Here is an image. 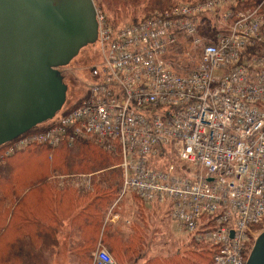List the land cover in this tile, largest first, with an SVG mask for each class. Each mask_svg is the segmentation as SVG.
Listing matches in <instances>:
<instances>
[{
    "label": "built area",
    "instance_id": "1",
    "mask_svg": "<svg viewBox=\"0 0 264 264\" xmlns=\"http://www.w3.org/2000/svg\"><path fill=\"white\" fill-rule=\"evenodd\" d=\"M246 2L182 4L123 27L97 8L102 57L83 103L6 144V156L86 138L115 143L122 195L169 202L179 230L215 249L212 264H246L264 231V1ZM180 38L186 54L198 53L185 74L168 62ZM168 154L189 169L155 167ZM93 264L117 262L100 244Z\"/></svg>",
    "mask_w": 264,
    "mask_h": 264
},
{
    "label": "trees",
    "instance_id": "2",
    "mask_svg": "<svg viewBox=\"0 0 264 264\" xmlns=\"http://www.w3.org/2000/svg\"><path fill=\"white\" fill-rule=\"evenodd\" d=\"M202 1L94 0L100 10L106 7L118 14L131 11L143 15L132 18L129 24H138L182 4ZM263 1L247 0L243 8H256ZM108 21L117 27L115 21ZM81 104L82 101L66 111ZM46 128L38 126L29 133ZM5 150L6 145L0 147V264H50L49 256L58 246V235L67 219L72 220V230L80 233L81 245L74 251L82 263L91 260L100 239L117 264L131 263L139 256L145 225L132 222L128 233L122 222L105 225L109 209L122 192L119 153L96 143L95 138L81 139L73 146L31 147L12 156H6ZM79 175L87 176L79 180ZM132 196L136 204L130 209L137 208L143 214L145 204L136 194ZM124 205L122 199L115 212H121ZM190 247L184 255L152 257L142 264H212L213 247L195 242Z\"/></svg>",
    "mask_w": 264,
    "mask_h": 264
},
{
    "label": "water",
    "instance_id": "3",
    "mask_svg": "<svg viewBox=\"0 0 264 264\" xmlns=\"http://www.w3.org/2000/svg\"><path fill=\"white\" fill-rule=\"evenodd\" d=\"M97 39L94 0H0V147L63 110L59 69ZM246 264H264V231Z\"/></svg>",
    "mask_w": 264,
    "mask_h": 264
},
{
    "label": "rangeland",
    "instance_id": "4",
    "mask_svg": "<svg viewBox=\"0 0 264 264\" xmlns=\"http://www.w3.org/2000/svg\"><path fill=\"white\" fill-rule=\"evenodd\" d=\"M145 7L146 6H144V8ZM101 11L107 16L110 21H115L117 27H123L124 25L132 23V18L134 17L143 16L140 14L134 15L131 11L126 14H118L115 11L112 12L106 7L103 8V10L101 9ZM161 14H163V12ZM211 24L212 23H210V25ZM208 30H210L211 32L214 31L211 26L208 27ZM182 40L183 39L180 38L179 41L181 42ZM185 43V41H182L181 45ZM186 49V46L183 45L180 48L171 51L168 57V62L172 69L180 74H185L187 72V69L189 70L193 68V64L198 61L197 51L189 48V51L191 52L188 55L185 52ZM101 57L102 56L100 55L98 46L94 44L82 49L79 55L75 59H73V61L70 62L68 66L59 69L63 78V82L67 87L66 103L63 110H67L72 106L77 105L81 101L83 103L87 90L94 82L91 71L95 67V65L100 62ZM46 126H48V123L46 124ZM95 141L100 145H104V147H106L108 150L119 153V148L115 143H101L97 140ZM170 164H174L178 169H189L185 165L181 164L172 154H168V157L163 158L160 164H157L155 167H158L159 169H165ZM132 195L134 194L127 192L122 198L125 202V205L121 209V214L124 216V218L125 216H128V211L131 210V205L136 204ZM136 195L143 201V199L137 193ZM149 204L150 207L156 206L155 203ZM146 206H148V204H146ZM156 207L157 212L155 216L151 217L149 215L150 212H148L147 215L144 212L143 219L137 218L138 220H140L139 222H141V224L145 225V229H147V231L142 234V236L145 237V242L142 239L144 245L142 247L141 243L139 256L134 261L128 264H142L152 257H164L169 255L174 256L176 252L184 255L191 248L190 245L193 236L191 237L185 231H181L178 229L176 222L171 216V205L169 204V202H165L164 205H157ZM131 211H133L134 213V211H138V209L134 208ZM129 218L132 219L131 217ZM149 219L151 220L148 222ZM255 240H252L253 243L251 242V245L245 250L247 259L250 255ZM80 245L81 241L79 240L72 239L69 241V239L65 240V238H63L62 240L59 239L58 246L56 249H54L53 254L51 256L47 255L50 257V264H92V262L90 261L92 260V258L94 260L95 250L91 255V260L87 261L86 263H82L81 258L78 257V252L76 250L74 251L75 247H78Z\"/></svg>",
    "mask_w": 264,
    "mask_h": 264
},
{
    "label": "crops",
    "instance_id": "5",
    "mask_svg": "<svg viewBox=\"0 0 264 264\" xmlns=\"http://www.w3.org/2000/svg\"><path fill=\"white\" fill-rule=\"evenodd\" d=\"M115 153H118V152H115ZM120 154V153H119ZM121 156V155H120ZM122 158V157H121ZM121 164H122V162H121ZM120 164V165H121ZM123 173V172H122ZM87 175H79V177L80 178H78V179H83V178H85ZM62 178L64 179L65 178V176H62ZM79 186V185H78ZM122 192H123V185H122ZM129 193H131V192H129ZM132 194H135V193H132ZM124 197V195H122L121 194V196H120V199L116 202V204H113V206L109 209V211H108V214L106 215V219H105V225L106 224H117V223H119V222H122L123 223V225H124V229H126V231H127V233L129 232V228H128V226H130L131 225V223L132 222H135V223H138V224H140V225H144V224H141V222H139L140 220H138L137 218H139V219H141V218H144V216H143V214H144V212H145V214L147 215V213L148 212H150V216L151 217H153V216H155L156 215V210H157V205H164V204H159V203H156L155 205V207H150V204L149 203H146V202H144V201H142L140 198V201L141 202H143L144 204H145V210H144V212H143V214L138 210V211H134V213H133V211H131L130 212V214L128 215V216H125V218H124V216L121 214V212L119 211V212H115V207L117 206V203L119 202V201H121V199ZM146 204H148V206H146ZM152 205H154V204H152ZM170 207V206H169ZM153 208H154V210H153ZM171 209V208H170ZM120 210H121V208H120ZM129 217H131L132 219H130ZM152 219V218H151ZM151 219H149L148 220V222L151 220ZM133 220V221H132ZM174 220V219H173ZM132 221V222H131ZM175 221V220H174ZM147 222V223H148ZM176 222V221H175ZM176 225H177V227H178V224H177V222H176ZM72 220L71 219H67V220H65L64 221V223H63V226H62V229H61V231L59 232V235H58V239H60V240H62L63 238H65V240L66 239H69V241L70 240H72V239H74V240H79V241H81V237H80V233H79V231H73L72 230ZM178 229H179V227H178ZM147 231V229H145V227H144V232H146ZM125 234V233H124ZM128 235V234H127ZM126 235V236H127ZM123 238H125V235H123ZM144 242H145V237H144ZM100 244H102V242H101V239L99 240V242L97 243V247H96V250H95V252L97 251V249L99 248V245ZM103 245V247L105 248V249H107L108 251H109V249L108 248H106V246L104 245V244H102ZM109 253H110V251H109ZM178 252H176L175 254H177ZM95 254V253H94ZM111 254V253H110ZM174 254V255H175ZM169 256H173V255H169ZM162 257V256H161ZM164 257H168V256H164ZM93 262H94V260H93ZM93 264V263H92Z\"/></svg>",
    "mask_w": 264,
    "mask_h": 264
}]
</instances>
